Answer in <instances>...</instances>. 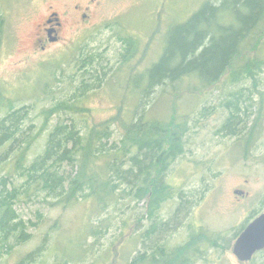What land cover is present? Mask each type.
<instances>
[{
	"label": "rangeland",
	"instance_id": "374dc122",
	"mask_svg": "<svg viewBox=\"0 0 264 264\" xmlns=\"http://www.w3.org/2000/svg\"><path fill=\"white\" fill-rule=\"evenodd\" d=\"M207 1L222 0H0V123L11 132L0 149V180L8 179L5 194L16 190L12 229H0V264H131L146 250L186 245L200 229L212 240L205 238L204 251L189 252L184 264H241L233 244L264 212V64L256 78L227 73L211 86L196 77L151 86L147 72L164 54L171 29ZM49 5L61 16L89 7L93 29L36 53L33 36ZM258 39L236 58L238 66L264 55V33ZM129 55L136 56L127 61ZM174 104L186 122L183 152L164 174L172 196L150 218L147 198L116 171L131 169L137 151L124 155L120 148L130 114L163 119ZM64 124L81 138L74 157L83 145L99 156L94 169L110 180L104 200L86 186L74 202L62 201L80 170L74 158L54 168L66 180L57 190L32 182L28 171ZM101 130L110 136L100 141ZM247 264H264V249Z\"/></svg>",
	"mask_w": 264,
	"mask_h": 264
},
{
	"label": "trees",
	"instance_id": "16d2710c",
	"mask_svg": "<svg viewBox=\"0 0 264 264\" xmlns=\"http://www.w3.org/2000/svg\"><path fill=\"white\" fill-rule=\"evenodd\" d=\"M263 33L264 0H222L219 4L207 1L185 23L171 29L164 54L159 62L147 71L151 79L150 85L161 84L167 79L172 83H177L185 78L196 77L201 80V85L211 86L227 73L234 79H237L239 75L256 78V69H260L261 64H264V58L261 59L264 55L257 54L258 58L254 59L249 57L241 66H238L235 60L250 50ZM262 43L264 44V41ZM134 56L136 55H129L127 61H131ZM7 101L3 100L4 103ZM66 106L65 104L63 107ZM235 110H240V107L236 106ZM129 116L130 122H126L120 153L125 155L133 148L137 152L131 159L133 163L131 169L124 170V175L120 168H116V171L119 173V179H125L124 182L129 185H137L136 196L139 199L147 198L148 214L151 218L160 203L172 196L173 188L166 183L164 174L172 160L183 152L186 122L175 104L172 114L167 118L151 119L141 116L138 120H133L132 114ZM102 131L96 133L97 138L104 136L100 141L110 136L108 131ZM9 133L11 132L5 123H0V134H2L0 149L8 140L5 136ZM57 135L60 136L59 139ZM93 136L94 134H92V140L95 139ZM80 141L81 138L74 125L72 127L66 124L60 126L51 134L45 154L28 171L32 182L44 183V188L55 191L61 187L59 183L62 182L63 186L66 180L55 175L54 168L67 160L76 159L75 162L80 170L77 176L72 178L67 196L63 197L62 201L65 204L74 202L77 193L86 186L91 189L90 196L102 201L104 200L103 193L107 192L110 184V180L107 176L104 177L103 172L100 173L99 170L94 169L98 166L99 156L94 155L90 147L85 145L78 147L81 157L79 159L74 157L75 147ZM115 156L118 158V153ZM109 164L113 165L111 162ZM92 168L93 172L90 174L89 171ZM135 168H138V171L134 174ZM37 171L40 172L38 178L34 176ZM7 182V177L0 180V186L3 188L0 190V229L3 232L11 231L10 222L15 216L11 201L15 198L16 190L5 194ZM152 230L153 227L143 235V240L151 236ZM208 233L207 230L200 229L193 240L184 246L169 250L161 247L160 252L152 254L146 250L139 253L131 264L142 262L184 264L189 258V252H194L197 256L204 251L201 243L206 241L205 238L208 243L212 240ZM150 248L154 249V247Z\"/></svg>",
	"mask_w": 264,
	"mask_h": 264
},
{
	"label": "flooded vegetation",
	"instance_id": "af4514ba",
	"mask_svg": "<svg viewBox=\"0 0 264 264\" xmlns=\"http://www.w3.org/2000/svg\"><path fill=\"white\" fill-rule=\"evenodd\" d=\"M86 10H90L89 7H86L84 10H82L80 9V6L77 5L75 16L68 10L65 12V16H61L58 11L53 10L52 5H49L48 10L43 16L42 23L38 24V27L35 30L33 36L32 46L34 51L36 53L46 52L55 44L65 43L69 41L73 33H77L81 30L84 31L85 29H93V26L91 27V24L86 23V20L89 17V14ZM256 217H254L250 222H252ZM248 224L245 225L241 232L247 227ZM241 232L239 233V235L241 234ZM251 260L245 262L240 261V263L247 264Z\"/></svg>",
	"mask_w": 264,
	"mask_h": 264
},
{
	"label": "water",
	"instance_id": "95a60500",
	"mask_svg": "<svg viewBox=\"0 0 264 264\" xmlns=\"http://www.w3.org/2000/svg\"><path fill=\"white\" fill-rule=\"evenodd\" d=\"M264 249V212L258 215L241 232L233 246V253L239 261L251 260Z\"/></svg>",
	"mask_w": 264,
	"mask_h": 264
}]
</instances>
